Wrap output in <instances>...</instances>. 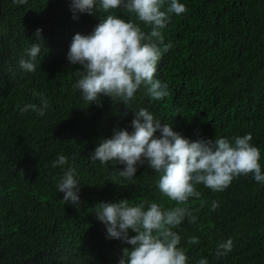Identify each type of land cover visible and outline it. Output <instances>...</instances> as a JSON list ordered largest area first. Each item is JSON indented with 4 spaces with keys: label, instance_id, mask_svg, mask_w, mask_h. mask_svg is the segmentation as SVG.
Listing matches in <instances>:
<instances>
[{
    "label": "trees",
    "instance_id": "1",
    "mask_svg": "<svg viewBox=\"0 0 264 264\" xmlns=\"http://www.w3.org/2000/svg\"><path fill=\"white\" fill-rule=\"evenodd\" d=\"M179 2L188 11L173 14L162 30L172 47L156 73L169 95L152 100L141 88L127 108L108 97L101 98L102 106L88 105L73 88L80 66L71 65L67 54L74 35L91 34L106 15L135 21L134 14L104 13L97 4L95 14L77 12L74 19L72 0H0V264H119L122 249L131 245L106 238L94 206L123 199L177 206L162 196L159 173L146 164L129 181L119 174L123 165L90 161L102 139L133 131L140 108L191 141L251 133L264 171V0ZM31 42L42 48L33 61L36 71L27 72L19 61L29 59ZM34 92L50 105L42 117L21 111L40 104ZM60 155L81 183L78 208L65 204L57 190L63 169L52 164ZM198 190L201 197L187 205L196 221L177 229L188 264L201 258L209 264H264V184L250 174L222 192L203 185ZM135 234L129 230L130 237ZM191 237L199 243L189 245ZM229 239L231 251L217 257L219 244Z\"/></svg>",
    "mask_w": 264,
    "mask_h": 264
},
{
    "label": "clouds",
    "instance_id": "2",
    "mask_svg": "<svg viewBox=\"0 0 264 264\" xmlns=\"http://www.w3.org/2000/svg\"><path fill=\"white\" fill-rule=\"evenodd\" d=\"M22 5L27 0H13ZM97 4L104 13L122 9L135 15V21H126L108 14L89 35L75 34L67 59L78 77L73 88L81 92L88 103L102 106V97L126 107L135 99L141 88L152 100H163L169 95L167 83L156 78L158 64L163 54L172 47L164 43L163 29L177 17L187 13V7L179 0H170L165 9V0H72L73 18L76 13L93 15ZM141 23L148 30L141 27ZM41 29L36 30L38 41ZM163 45V47H161ZM42 43H32L26 49L29 59H21L20 67L27 72L36 71L33 63L41 52ZM40 104H28L21 111L31 109L44 116L49 108L42 93ZM128 108V107H127ZM126 116L127 113L125 112ZM132 132L121 129L111 138L100 141L90 156V161L101 165L115 162L123 165L121 177L131 181L138 166L147 165L159 173L158 189L163 197L177 206L164 208L157 202L130 204L123 199L118 202H100L94 206V216L106 227V238L120 240L130 248L122 249L119 264H188L185 249L181 247V235L177 231L187 220L194 223L196 216L187 206L190 200L199 199V185L214 192L226 190L240 176L252 175L257 183L264 184L261 167V152L251 144V133L234 137L199 139L191 141L173 131L171 124L162 122L148 109L135 111L131 121ZM159 131L160 135L155 134ZM68 165V158L58 156L52 167L63 169L57 179L62 201L80 206V181L74 167ZM218 207L212 204V210ZM129 230L136 233L129 236ZM189 245L199 243L197 237L188 239ZM232 249L231 239L219 244L216 255L226 254ZM197 264H209L201 258Z\"/></svg>",
    "mask_w": 264,
    "mask_h": 264
}]
</instances>
